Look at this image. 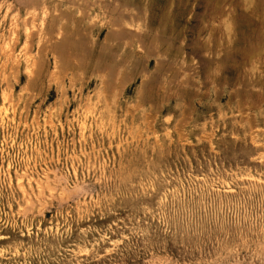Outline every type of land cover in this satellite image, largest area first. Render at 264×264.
<instances>
[{
    "label": "rangeland",
    "instance_id": "rangeland-1",
    "mask_svg": "<svg viewBox=\"0 0 264 264\" xmlns=\"http://www.w3.org/2000/svg\"><path fill=\"white\" fill-rule=\"evenodd\" d=\"M0 264H264V0H0Z\"/></svg>",
    "mask_w": 264,
    "mask_h": 264
},
{
    "label": "bare ground",
    "instance_id": "bare-ground-1",
    "mask_svg": "<svg viewBox=\"0 0 264 264\" xmlns=\"http://www.w3.org/2000/svg\"><path fill=\"white\" fill-rule=\"evenodd\" d=\"M116 22V21H115ZM114 22V23H115ZM259 42V41H258ZM248 49V48H247ZM262 49V48H261ZM257 50H259V49H257ZM260 52V50L259 51H256V54H258ZM261 53V52H260ZM244 55V54H243ZM251 55H254V54H251ZM251 57V56H250ZM250 57H249V60H250ZM243 61V60H242ZM245 62V61H244ZM243 62V63H244ZM256 63V62H255ZM239 65H241V64H239ZM237 66V65H236ZM238 67V66H237ZM234 70H235V68H234ZM237 70H238V68H237ZM251 120V119H250ZM242 124V123H241ZM259 127V126H258ZM255 131V130H254ZM253 135V134H252ZM262 143V142H261Z\"/></svg>",
    "mask_w": 264,
    "mask_h": 264
}]
</instances>
